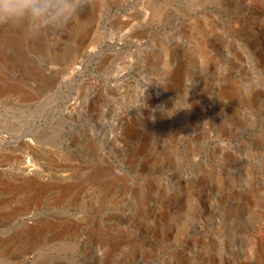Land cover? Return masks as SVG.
<instances>
[{"label": "rangeland", "instance_id": "obj_1", "mask_svg": "<svg viewBox=\"0 0 264 264\" xmlns=\"http://www.w3.org/2000/svg\"><path fill=\"white\" fill-rule=\"evenodd\" d=\"M79 2L0 25V264H264V0Z\"/></svg>", "mask_w": 264, "mask_h": 264}, {"label": "clouds", "instance_id": "obj_2", "mask_svg": "<svg viewBox=\"0 0 264 264\" xmlns=\"http://www.w3.org/2000/svg\"><path fill=\"white\" fill-rule=\"evenodd\" d=\"M79 7V0H0V25L29 36L55 33L74 21Z\"/></svg>", "mask_w": 264, "mask_h": 264}, {"label": "bare ground", "instance_id": "obj_3", "mask_svg": "<svg viewBox=\"0 0 264 264\" xmlns=\"http://www.w3.org/2000/svg\"><path fill=\"white\" fill-rule=\"evenodd\" d=\"M102 1H104V0H102ZM106 1V0H105ZM105 3V2H104ZM95 5V2H92V6H94ZM91 6V5H90ZM89 15H87V13L82 17V19H81V21L79 22V24L76 26V28L74 29L75 31L77 30H81V28L83 27V25L84 24H87V22L89 21ZM84 28V27H83ZM82 32V31H81ZM78 34V33H77ZM80 34V33H79ZM85 35V34H84ZM83 36V35H82ZM82 49V48H81ZM76 50V49H75ZM79 51V50H78ZM72 62V61H71ZM70 62V63H71ZM74 62V61H73ZM70 63H68V65L70 64ZM70 66H68V68H69ZM69 69H71V68H69ZM1 79V78H0ZM4 80V79H3ZM3 82V81H2ZM4 83V82H3ZM4 85V84H3ZM4 87V86H3ZM5 87H7V86H5ZM11 87H12V85H11ZM6 88H0V91L1 92H5L6 90H5ZM8 89V88H7ZM0 92V93H1ZM26 144V143H25ZM8 166V165H7ZM10 168H12V167H10ZM10 168L8 169V167H3V165L2 166H0V173H1V171H9L10 170ZM14 170H16L17 172V174L18 175H20V176H24L22 179H20V186L22 187V188H25V189H27V188H34L35 190H36V193L35 194H38L37 193V189H40V184L37 182V180H35L34 178H31V177H27L26 175H28L29 174V172L30 171H34V173H37V174H39L41 171H39L38 169H36V167H35V165L34 164H32V163H30V162H25V163H22V164H20L19 166H17ZM57 171H63V169H60V170H57ZM108 171V170H107ZM106 171V172H107ZM9 173V172H8ZM31 174V173H30ZM106 174V173H105ZM109 176L112 174V172L109 170L108 171V173H107ZM113 175V174H112ZM25 176H26V178H25ZM100 176V175H99ZM93 177V176H92ZM108 178V177H107ZM111 178L113 179V177L111 176ZM111 178H108V179H111ZM115 178V177H114ZM12 181V180H11ZM16 181V180H15ZM19 181V180H18ZM88 182V181H87ZM81 183V182H80ZM0 184H2L3 186H6V187H9L11 184H9V183H4V182H1ZM13 184V183H12ZM18 184V185H19ZM47 184V183H46ZM45 184V185H46ZM1 185V187H3ZM15 185V184H14ZM14 185H13V188H15L14 187ZM18 185H16V186H18ZM50 185V184H49ZM49 185L47 184L46 186H48V188H49ZM61 185V184H60ZM66 185V184H65ZM77 185V184H76ZM12 186V185H11ZM11 186L9 187V188H11ZM55 186V184L53 185V187ZM57 186H58V183H57ZM56 186V187H57ZM41 187H42V185H41ZM43 187H45L44 185H43ZM43 187L41 188V189H43ZM58 187H60V186H58ZM5 188V187H4ZM17 188V187H16ZM15 188V189H16ZM19 186H18V191H19ZM47 188V189H48ZM40 189V190H41ZM45 189L46 188H44V191H45ZM60 189V188H59ZM71 189H74V186H72V184L70 185V186H68V185H66L65 187H62L61 188V190L62 191H64V190H66L65 191V193L67 192H71L70 190ZM77 190H78V188H76ZM75 189V190H76ZM10 190V189H9ZM12 190H14V189H12ZM32 190V189H31ZM74 190V191H75ZM108 190V189H107ZM11 191V190H10ZM9 191V192H10ZM17 191V192H18ZM25 191V190H24ZM43 191V193H45ZM81 191V190H80ZM12 192H14V191H12ZM39 192H41V191H39ZM73 192V191H72ZM111 192V191H110ZM42 193V192H41ZM11 194V193H10ZM75 194V193H74ZM78 194V193H77ZM40 195V194H39ZM63 196H64V194H62ZM69 195V194H68ZM72 195V194H71ZM76 195V194H75ZM74 196V195H73ZM32 197V196H31ZM27 198V197H26ZM29 198V197H28ZM40 197H36V196H34L33 195V199L31 198H29L28 200L26 199H24L25 201H23L24 202V204L25 205H32V204H38L39 203V201H38V199H39ZM62 198V197H61ZM57 199V198H56ZM60 199V198H59ZM59 201V200H58ZM61 201V200H60ZM5 202V201H4ZM22 202V201H21ZM22 202V203H23ZM9 203V202H8ZM21 203V204H22ZM54 203H56V201L54 202ZM58 203V202H57ZM14 206V205H13ZM16 206V205H15ZM30 207V206H29ZM20 208H23V207H20ZM16 209H18V208H16ZM16 209H14L13 208V210H15L16 211ZM23 210V209H22ZM26 210V209H25ZM5 212V211H4ZM20 212H22V211H20ZM6 213V212H5ZM10 213H12V212H10ZM13 213L14 214H16L14 211H13ZM24 213H25V211H24ZM24 213H22L21 214V216H24L25 214ZM4 214V213H3ZM9 214V213H8ZM18 214V213H17ZM28 214V213H27ZM26 214V215H27ZM2 215V214H1ZM5 215V214H4ZM3 216V215H2ZM10 216H14V215H11L10 214ZM19 216V215H18ZM0 218H2L1 216H0ZM24 218V217H23ZM9 219H11V218H9ZM15 219V218H14ZM1 220V219H0ZM4 221V220H3ZM2 221V222H3ZM6 221V220H5ZM7 221H8V218H7ZM25 230V229H24ZM37 230V229H36ZM34 228H32L31 226H28V227H26V234L28 233V235H29V233H35V231H36ZM37 232V231H36ZM37 234V233H36ZM35 234V235H36ZM33 236V235H32Z\"/></svg>", "mask_w": 264, "mask_h": 264}]
</instances>
